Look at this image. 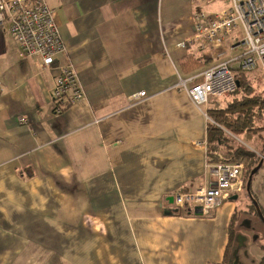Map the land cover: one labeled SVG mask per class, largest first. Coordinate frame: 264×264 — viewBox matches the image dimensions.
<instances>
[{
    "label": "crops",
    "instance_id": "0c3cea01",
    "mask_svg": "<svg viewBox=\"0 0 264 264\" xmlns=\"http://www.w3.org/2000/svg\"><path fill=\"white\" fill-rule=\"evenodd\" d=\"M48 5L67 46L51 69L24 59L0 28V264L264 263L245 174L208 215L173 204L213 181L211 122L178 84L237 52L180 47L195 34L193 0ZM191 57L208 62L186 72ZM67 62L86 96L56 114ZM212 101L207 109L221 107ZM254 177L264 215V167Z\"/></svg>",
    "mask_w": 264,
    "mask_h": 264
},
{
    "label": "built area",
    "instance_id": "2783aa9c",
    "mask_svg": "<svg viewBox=\"0 0 264 264\" xmlns=\"http://www.w3.org/2000/svg\"><path fill=\"white\" fill-rule=\"evenodd\" d=\"M215 4H222L221 9L208 10ZM193 5L197 9L193 15L195 34L180 47L196 44L203 50L210 47L238 53L178 84L195 107H204L206 120L214 123L207 109L211 100L237 92L240 87L237 76L241 73L264 75V0H193ZM0 28L10 32L24 59H38L47 69L54 67L58 56H66L67 46L48 0H0ZM239 28L242 39L233 34ZM58 69L52 93L56 114H61L83 100L86 93L70 62ZM145 96L144 92L137 93L131 100L137 103ZM22 123L27 121L22 119ZM208 168L213 179L211 186L202 184L188 193H177L173 197L176 208L192 206L208 215L245 185L244 163L210 164Z\"/></svg>",
    "mask_w": 264,
    "mask_h": 264
},
{
    "label": "trees",
    "instance_id": "16d2710c",
    "mask_svg": "<svg viewBox=\"0 0 264 264\" xmlns=\"http://www.w3.org/2000/svg\"><path fill=\"white\" fill-rule=\"evenodd\" d=\"M207 62V58L205 60H200L198 58L191 57L186 63L187 65L185 71H194L195 69L205 66ZM237 80L239 82L240 87L238 91L235 92L233 95L239 93V95H243L244 98L242 97L241 100H236L232 102L230 105H228L227 108L218 109L212 107L208 110L209 117L212 121H214V124L211 123L208 129L209 148L207 156L209 165L222 163H244V165L246 166L245 159H251L253 157L255 158L254 154H252L251 152L245 150L243 151V149L236 148L234 146H228L229 148H227L226 153L223 151L224 144L222 143L223 136L225 135L224 129L226 131L228 130L231 135L233 134L236 137H242L244 136V134L252 132V118L255 117V110H263V104L260 100V97L255 95L253 96V92L254 90H256V88L254 84L249 81L247 75L241 73L237 76ZM255 167H253L252 169H255ZM245 171V178L247 182L248 176L252 170L250 169L249 171L246 166Z\"/></svg>",
    "mask_w": 264,
    "mask_h": 264
},
{
    "label": "rangeland",
    "instance_id": "374dc122",
    "mask_svg": "<svg viewBox=\"0 0 264 264\" xmlns=\"http://www.w3.org/2000/svg\"><path fill=\"white\" fill-rule=\"evenodd\" d=\"M240 31H241V28L236 29L233 31V34H236V36L239 39H242L243 34ZM237 54L238 53H232L231 55H227L224 59H217L215 63L217 65L219 63H222L223 61H228L231 57L237 56ZM246 75L249 81L252 84H254L256 88V90H254L253 92V96L255 95V96L260 97V100L262 101V104H263L262 106L263 110H260V111L258 109L255 110L256 111L255 117L252 118L253 119L252 120L253 121L252 132L244 134V136L242 137H236L233 134L231 135L228 132V130L226 131L224 129L225 135L223 136L222 144H224L223 151L225 153L227 152V148H229L228 146H234L236 148L243 149V151L244 150L249 151L252 154H254L255 158L253 157L251 159H245L246 166L250 171V169L253 170L252 168L255 166H256L255 168H257V165L263 160V157H264V75H262L260 72H253V74H246ZM242 97L244 98V96L239 95V93L236 95L230 94V95H225L224 97L219 98L217 100L213 99L212 102L220 104L221 106L220 108H227L228 105H230L232 102L236 100H241ZM252 218L256 219L255 217H252ZM247 220H244V222ZM257 220H258V224L256 223V221L252 223L253 224L252 229H254V231L256 232L255 237L256 236L259 237L260 232L263 233L264 231V223L261 221L260 218ZM231 255L232 253L230 252V255L228 257L229 262L231 261L230 260Z\"/></svg>",
    "mask_w": 264,
    "mask_h": 264
},
{
    "label": "water",
    "instance_id": "95a60500",
    "mask_svg": "<svg viewBox=\"0 0 264 264\" xmlns=\"http://www.w3.org/2000/svg\"><path fill=\"white\" fill-rule=\"evenodd\" d=\"M263 164H264V157H263V160L257 165V168L253 169L251 171V173L249 174V177H248L249 180L247 182L246 189H247V193H248V197H249L250 201H252V204H253L258 216L260 217V219L264 223L263 212H261L258 201L255 200V198L253 197L252 189H251L252 182L255 178L254 176L262 169V167L264 166ZM196 211L201 213V210H199V209H197Z\"/></svg>",
    "mask_w": 264,
    "mask_h": 264
}]
</instances>
